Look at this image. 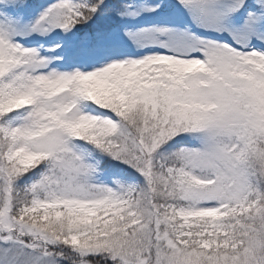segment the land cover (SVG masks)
Here are the masks:
<instances>
[{"label": "snow or ice", "instance_id": "snow-or-ice-1", "mask_svg": "<svg viewBox=\"0 0 264 264\" xmlns=\"http://www.w3.org/2000/svg\"><path fill=\"white\" fill-rule=\"evenodd\" d=\"M0 264H264V0H0Z\"/></svg>", "mask_w": 264, "mask_h": 264}]
</instances>
